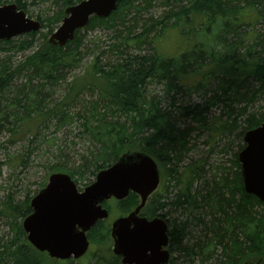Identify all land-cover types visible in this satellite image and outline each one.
<instances>
[{"label": "trees", "instance_id": "1", "mask_svg": "<svg viewBox=\"0 0 264 264\" xmlns=\"http://www.w3.org/2000/svg\"><path fill=\"white\" fill-rule=\"evenodd\" d=\"M80 1L83 0H52L60 7L55 15L35 18L45 33L0 42V49L20 52L43 40L14 68L0 60V134L7 133L10 142L27 141L24 149L28 143H35L48 126L56 130L68 127V135L74 129V138L90 145L82 152L86 154L77 153L69 161L56 145L57 155L47 168L51 173H66L75 182L85 175L94 178L126 151L144 152L156 161L166 180L162 185L165 195L156 193L142 213L166 220L172 254L169 264H264V206L243 190L237 162L243 144L238 145V152L218 181L195 186L200 176L197 165L179 169L192 149L187 121L207 127L206 113L213 104L221 107V115L226 118L218 119L217 127H211L221 136L236 132L240 140L245 132L264 122V108L258 105L264 104V30L256 31L259 25L264 28V0H160L168 8L161 17L143 20L141 25L134 18L130 27L124 26L127 15L150 9L156 0H122L109 17H93L83 29L111 32V45L94 58L83 75L70 81V89L61 100L53 101L52 89L80 64L83 44L81 31L63 47L48 45L47 38L63 18L64 8ZM9 3L27 15V0ZM139 25L141 33H133ZM117 26L122 29L117 30ZM174 27H187L182 34L193 39H186L191 46L168 57L154 46L161 33L167 38ZM131 45L139 53L128 54L126 50ZM142 45H152L154 52L141 53ZM113 53L115 56L109 58ZM103 56L108 57L107 62ZM191 73L200 77L193 87L188 85ZM213 80L217 81L216 88L203 104L176 105L174 90L197 89ZM151 86H162L167 106L151 94ZM86 92L95 94V99L82 101L80 115H67L66 110ZM48 143L52 146L54 142ZM25 159L19 155L17 160L24 164ZM170 184L177 189L171 198ZM137 204V197L130 194L116 203V210L124 215ZM0 212L9 219L7 237L0 239V264L72 263L51 260L28 244L21 227L31 212L28 198L10 202L7 197ZM190 225L199 228L200 236L189 246L183 239ZM87 237L96 247L89 261L120 264L107 244V222H97Z\"/></svg>", "mask_w": 264, "mask_h": 264}, {"label": "water", "instance_id": "2", "mask_svg": "<svg viewBox=\"0 0 264 264\" xmlns=\"http://www.w3.org/2000/svg\"><path fill=\"white\" fill-rule=\"evenodd\" d=\"M2 0H0L1 2ZM122 0H84L64 9L59 27L47 44L63 47L93 16L107 18ZM38 21L26 17L15 4L0 5V41L36 33ZM243 149L237 154L243 190L264 206V122L243 134ZM159 171L154 160L143 152L127 151L92 184L79 192L69 175L53 173L47 184L30 201L31 214L22 221L28 243L54 260H77L88 250L86 233L98 221L108 218L103 202L138 196V206L127 216L113 221L110 228L112 253L121 264H167V224L162 219L139 217L148 197L157 189Z\"/></svg>", "mask_w": 264, "mask_h": 264}, {"label": "rangeland", "instance_id": "3", "mask_svg": "<svg viewBox=\"0 0 264 264\" xmlns=\"http://www.w3.org/2000/svg\"><path fill=\"white\" fill-rule=\"evenodd\" d=\"M6 2L11 0H5ZM27 16L34 19L36 16L44 17H53L55 15V11H57L60 7L55 6L52 0H27ZM142 2H139L141 5ZM168 8L162 6L160 4V0H156L153 2V6L150 9L145 11L136 12L131 11L127 15V22H125V27H130L133 25V19L137 18L139 24L143 20H147L150 18H159L162 16L164 12H166ZM46 14V15H45ZM139 18V19H138ZM197 22V21H195ZM203 22V21H202ZM137 26L133 33L140 34L141 28ZM120 26H117V30H121ZM188 28L187 27H174L169 30L167 38L162 36V33L159 35L158 40L156 41L155 48L157 52L165 53L168 57L176 56L178 53L184 51L183 49L191 46V43L186 39H193V37H185L182 32ZM246 30V29H244ZM250 29H248L249 31ZM264 30L263 27L257 26L256 31ZM40 33H45V31H41ZM184 33V32H183ZM247 33V32H246ZM22 36L17 37L15 39H21ZM23 39V38H22ZM112 33L106 31L102 28H97L94 30H82L81 31V42L83 44L82 53L83 57L78 64L77 67L71 69L65 74V81L60 82L57 87L52 89L51 99L53 101H59L63 98V95L66 94L70 89L67 85H70V81L74 78H78L85 73L87 67L91 64L94 58L102 51H106L108 45H111ZM199 39V38H198ZM43 40H40L37 44L34 43V46L31 48H27L23 51L17 52L6 51L5 49H0V60H5L10 66L13 68L21 63L23 59L32 54V52L36 49L37 46L42 45ZM141 53H150L153 51V46L147 47L146 45L141 46ZM126 52L128 54H137L139 53L138 48L134 45H131ZM115 53L109 58H113ZM107 56L101 57L104 62H107ZM196 73V72H193ZM192 74L193 77L188 81V85L193 84L199 81L200 77L197 74ZM23 75V74H22ZM22 75H20L22 77ZM19 76L18 84L21 83L22 78ZM200 83V82H198ZM196 84V83H195ZM198 85V84H197ZM196 85V86H197ZM205 86L195 87V89L189 90L186 88H179L177 91V96L174 101L176 105H201L205 102V99H210L212 97V92L215 90L217 81H209ZM151 94H155L162 103H164L163 98V90L162 86H151L150 87ZM95 99V94L91 92H86L83 94L81 99L77 102H74L69 109L66 110L67 115L73 114H81L83 112L84 103L82 101L90 102V100ZM167 101L163 104L167 106ZM174 103V104H175ZM259 107L264 108V104H258ZM222 114L221 107L218 104H213L212 107L206 113L208 119L206 120L207 127L199 126L197 123H192L189 120L187 121L188 128L191 132L189 138V147L192 145V149L187 155V158L184 159L182 163L179 165V169L182 167H186L190 164L197 165L199 171V179L195 186L204 185V182H208L210 180L218 181V179L223 176V170H227L230 166V160L233 158V154L238 152V145H242V139H238L235 137L236 132L226 135L216 134V130H212L211 127H217L218 119L221 118L222 121L226 120ZM205 115V116H206ZM190 122V123H189ZM204 124V125H206ZM69 130L68 127L64 129L56 130L53 126H48L46 130H42L39 134L38 140L32 145L26 146L27 141H13L10 142L8 137L9 135L5 132L0 134V211L1 205L6 202L7 197L9 201H18L21 202L24 199L28 198L29 201L35 194L42 189L41 185H45L48 176L51 174L48 170V166L53 162V156L57 155L55 151L56 145H60L61 153L63 156H67L69 161L73 160L77 153H82L84 149L87 147L90 148L88 143L82 142L78 138H74L73 134L76 131L72 130L73 133L68 135ZM45 136V137H44ZM30 141V138L27 139ZM24 141V142H23ZM49 141H53V145H48ZM32 146V147H31ZM22 149V150H21ZM27 153L30 156L26 157ZM24 156V159L27 160L24 164L18 163V156ZM86 154V153H82ZM71 166V165H69ZM161 173V169L159 168ZM202 171V172H201ZM94 181V178L88 175L83 176V178L79 181H76L77 188L79 190H83L85 187L90 185ZM166 180L162 177L161 184H166ZM179 189V188H178ZM161 194L163 193L161 185L159 188ZM177 190V189H176ZM169 185L168 192L171 193L169 198L173 196L176 192ZM108 209H110V216L108 223L110 224L115 218L118 217V213H116V204L113 201L107 202ZM115 207V208H114ZM174 216V215H173ZM9 219L5 215H1L0 212V239L7 237L9 227H8ZM200 236L199 228H196L194 225H190L189 230H187L186 235L183 239V243L185 245H191L193 241H196ZM109 248L111 247L110 240L107 241ZM89 252H95L96 247L94 245H89ZM102 254V252H101ZM176 256V253L173 254V257ZM89 258V255H88ZM88 258H83L78 261H73L71 264H95L94 261H88ZM212 261H210L211 263ZM208 262V264H210ZM49 264V263H48ZM96 264H102L97 262Z\"/></svg>", "mask_w": 264, "mask_h": 264}, {"label": "flooded vegetation", "instance_id": "4", "mask_svg": "<svg viewBox=\"0 0 264 264\" xmlns=\"http://www.w3.org/2000/svg\"><path fill=\"white\" fill-rule=\"evenodd\" d=\"M155 217H156V218H160L159 216H156V214H155V215H152V216H150V218H147V217H146V218H147L148 220H150V219H152V218H155ZM161 219H162V218H161ZM162 220H164V221L166 222V220H165V219H162Z\"/></svg>", "mask_w": 264, "mask_h": 264}]
</instances>
